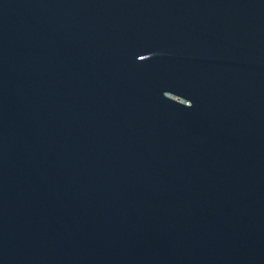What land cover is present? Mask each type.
<instances>
[{"label": "water", "instance_id": "water-1", "mask_svg": "<svg viewBox=\"0 0 264 264\" xmlns=\"http://www.w3.org/2000/svg\"><path fill=\"white\" fill-rule=\"evenodd\" d=\"M0 264H264V0H0Z\"/></svg>", "mask_w": 264, "mask_h": 264}]
</instances>
